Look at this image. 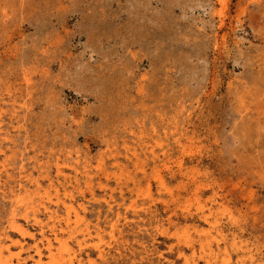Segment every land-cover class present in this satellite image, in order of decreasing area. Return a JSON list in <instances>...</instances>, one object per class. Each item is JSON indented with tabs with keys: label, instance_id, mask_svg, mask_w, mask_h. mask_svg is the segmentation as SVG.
<instances>
[{
	"label": "rangeland",
	"instance_id": "obj_1",
	"mask_svg": "<svg viewBox=\"0 0 264 264\" xmlns=\"http://www.w3.org/2000/svg\"><path fill=\"white\" fill-rule=\"evenodd\" d=\"M38 200L84 264H264V0H0V264H61Z\"/></svg>",
	"mask_w": 264,
	"mask_h": 264
},
{
	"label": "bare ground",
	"instance_id": "obj_2",
	"mask_svg": "<svg viewBox=\"0 0 264 264\" xmlns=\"http://www.w3.org/2000/svg\"><path fill=\"white\" fill-rule=\"evenodd\" d=\"M85 167L86 166H84V168ZM84 170H85V172H87L86 168ZM57 171L60 172V166L57 167ZM74 172L76 173V168H75ZM57 190L58 189L55 188V194H56L57 199H56L55 202H53V204H56V205L59 204V202H60V200L58 198ZM40 196L41 195H39V197ZM66 199H67L68 202H66ZM13 201L15 202V204H17V206L24 204L23 198L19 194L18 195L16 194V196L13 199ZM71 201H72L71 194L69 192H67V191H63L62 192V196H61V204L64 207V211H63V217H61V232L65 231V230L67 232H69L68 238H71L72 235H73V229L69 228L71 221H73L74 223H77L79 221H83V213H84L83 210L85 209V205L84 204L79 203L77 205H73V203ZM106 202H107V204H108V206L110 208L111 205H109V203H110L109 200H106ZM15 204H14V206H15ZM30 207L32 208V213H31L33 215L32 218H33L34 222L36 224H38V227H39L40 238L38 240L36 239L34 232H31L29 229L23 228V226L21 224H17V223L14 224V222L12 220H11V224H13V227H15V230H17L19 232L21 237L27 236V237H30V238H32L34 240V243H33L34 254H36L38 257H40L41 247L39 245V242H42L43 240H45L44 247L48 251H51L52 241H51V238L45 233V230H44L45 226L48 225V221L42 222V219L37 217V215L35 213H36L37 210H40V209L43 210L42 212H48L49 205H47L44 201L38 200V201H36L35 204H30ZM14 211H15V209L13 208L12 214H11V219H13V220H14V216H15V212ZM81 212H82V214H81ZM204 216L206 217V215H204ZM28 217H29L28 214H26L25 219L28 220L29 219ZM71 217H73L72 220H71ZM48 218H49V220L51 222V224L48 225V228L51 231V233L53 234L52 238L54 240H56V241H59L60 245H61V253H62L61 264H64V263L65 264H84L82 262V258L80 256V252L79 251L77 252L75 249H70V247L67 244V240L66 239H62L61 238V241H60V239L58 237V234H57L58 231H57V228H56L57 222L59 221V217L57 216V214H55L53 211L52 212L49 211ZM114 225H115V222L112 223L110 226L113 228ZM94 231H95V236L101 237L99 232H98V227H95ZM90 233H91V230L89 228V225L86 222H84L82 228L80 229V231L78 233L79 235H81V238H76V245L78 246V249H81L84 246H86V243L91 238ZM218 235L221 236V233H219ZM214 237L216 238V235H214L213 238ZM13 242L14 243H18V244L21 245L20 239H16ZM188 244L191 245L192 242L189 241ZM88 245L91 246V247H94L95 249H97L98 250V254L100 256H103L104 250L100 247L98 242L97 243H93V244H88ZM180 253L182 254L183 252H180ZM246 254H248V253H246ZM31 256H33V255H31ZM249 257H251V256H249ZM251 260H252V258H251Z\"/></svg>",
	"mask_w": 264,
	"mask_h": 264
}]
</instances>
